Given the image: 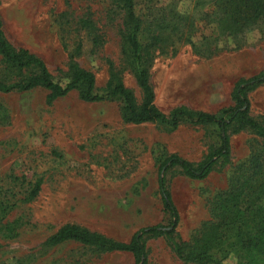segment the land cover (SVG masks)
<instances>
[{"label":"rangeland","instance_id":"obj_1","mask_svg":"<svg viewBox=\"0 0 264 264\" xmlns=\"http://www.w3.org/2000/svg\"><path fill=\"white\" fill-rule=\"evenodd\" d=\"M216 1L134 0L142 22L139 40L153 54L155 105L167 116L184 107L228 120L220 111L235 105L237 82L264 72V23L239 39L228 37L220 31ZM123 17L112 0H0L7 39L41 58L56 83H68L74 59L95 74L99 94L114 70L141 102L122 48ZM83 20L97 31L84 27ZM95 35L101 37L98 47ZM11 76L0 56V79ZM48 95L44 88L0 93V264H135L130 253L44 243L65 224L121 242L143 228L169 227L159 164L177 154L197 166L219 146L218 125L127 124L121 100L87 103L73 91L49 103ZM248 95L250 115L264 122V84ZM263 145L244 131L232 136L230 161H221L207 178L190 179L178 166L164 175L180 219L173 240L146 237L147 264H193L179 258L173 243L191 241L212 219L214 198L228 188L235 168L262 152ZM39 180L41 189L30 200ZM237 261L234 251H218L213 264Z\"/></svg>","mask_w":264,"mask_h":264},{"label":"trees","instance_id":"obj_2","mask_svg":"<svg viewBox=\"0 0 264 264\" xmlns=\"http://www.w3.org/2000/svg\"><path fill=\"white\" fill-rule=\"evenodd\" d=\"M112 1L124 15L122 48L141 89V102H138L133 91L126 87L114 70L104 92L99 94L95 74L82 68L74 59L69 63L68 83L66 85L56 83L41 58L27 49H17L11 44L6 37L1 19L0 56L12 76L0 79V93L28 92L44 88L49 92L47 101L51 103L73 91H78L80 99L87 103L123 101L122 118L127 124L161 122L177 129L182 120H187L195 125H218L219 146L197 166L177 154L168 156L159 164V192L164 209L172 219L169 227L157 225L143 228L129 242H121L79 225L65 224L44 243L46 247L55 248L74 242L84 247H94L101 253H130L135 258V264H147L146 237L166 235L173 240L172 236L180 219L164 175L178 166L190 179L203 180L221 161L225 163L230 161L233 135L251 131L264 141V122L250 115L251 103L248 95L250 91H255L264 84V72L237 82L232 93L235 105L220 111L222 115H229L228 120L219 117L218 114L191 111L184 107L175 109L167 116L155 105V92L150 74L153 54L151 47L144 46L139 40L142 22L135 16L134 0ZM216 7L221 33L235 40L244 36L260 22L264 23V0H217ZM82 24L88 30L97 31L93 22L89 20H83ZM154 40H160V37H154ZM94 44L95 47L101 44L100 36L95 35ZM151 46H155V43ZM234 171L228 188L218 194L211 203L212 219L201 225L191 241L173 243L180 259L193 264H213L218 251L226 254L234 251L238 255L236 264H264V148ZM41 182L37 181L31 190L30 200L37 197ZM2 212L6 214V208H3ZM8 231L10 237L15 235L13 228L9 227ZM186 250L189 251L185 256Z\"/></svg>","mask_w":264,"mask_h":264}]
</instances>
